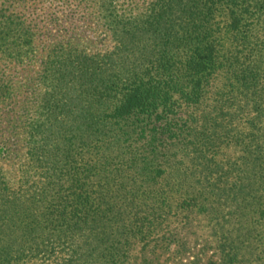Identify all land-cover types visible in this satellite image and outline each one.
<instances>
[{"label":"trees","instance_id":"1","mask_svg":"<svg viewBox=\"0 0 264 264\" xmlns=\"http://www.w3.org/2000/svg\"><path fill=\"white\" fill-rule=\"evenodd\" d=\"M43 2L52 10L60 4L65 13L71 6L92 10L103 34L115 40L113 49L92 55L63 40L49 48L27 84L18 80V67L36 56L35 19L48 16ZM124 5L0 0V117L18 90L9 126L23 133L25 157L35 162L53 148L65 150L63 164H70L73 150L60 145L66 133L73 135L70 113L82 136L80 171L63 206L36 212L0 180V264H11L12 249L19 254L29 240L43 245L33 247V257L48 254L61 264H129L134 244L169 231L179 212L198 200L218 205L221 199L230 211L217 223L219 264H264V166L245 175L250 183L242 175L230 193L224 185L230 172L216 161L224 143L244 140L251 147L264 140V0H151L136 11ZM49 16L58 22L56 12ZM130 46L144 55V69L127 70ZM241 122L246 132H232L230 125ZM2 140L1 158L9 155ZM244 206H254L245 220ZM14 232L10 249L6 240ZM249 241L254 259L246 252Z\"/></svg>","mask_w":264,"mask_h":264},{"label":"rangeland","instance_id":"2","mask_svg":"<svg viewBox=\"0 0 264 264\" xmlns=\"http://www.w3.org/2000/svg\"><path fill=\"white\" fill-rule=\"evenodd\" d=\"M149 1L151 0H129L132 3L128 5V0H125L124 6L132 11H136L139 7L142 10L149 8ZM42 5L44 7L42 8V12H46L48 16H44L40 21L35 19L34 25L36 26L35 30H37V38L35 40L37 48L36 56L27 66L18 67V80H22L23 83L27 84L29 79L34 77L40 67L42 58H44L49 48L53 44L63 40H72L79 47L86 48L85 50L92 55L97 54L101 56L105 53V50L111 51L113 49L115 40L110 35L103 34L102 26L99 25L97 19L93 18L91 14L92 10L87 11L79 6L77 8L76 6H71V10L65 13L64 8L60 4L55 10L49 9L46 6L47 2H43ZM42 5H37V11H40ZM53 12L58 14V22H53V19L50 18L49 15ZM223 35V41H227V35ZM130 49L123 58V61L127 63V70L132 66H141L144 69L147 64L146 59H143L144 55L141 56L142 54L131 46ZM145 53L150 54L148 51ZM261 66L262 70H264V57H262ZM20 100V92L18 93L17 90V94L13 100H10L8 104L4 102L6 104L4 112L7 110V115L5 114L4 117H0V142L3 141V137H6L4 142L9 148V155L0 157L1 186L8 194L18 193L22 195L25 201L24 204L31 205L36 209V212L49 204L57 203L63 206L73 195L71 194L72 189L70 187L76 179L77 175L75 173L80 171L77 168L79 160H81L78 144L81 142L82 136L74 128V125L78 123L76 118L73 121L75 113H70V116H67L66 122V124L72 122L73 135H68L70 133L68 132L65 135L67 138L64 137L60 140L61 146H70L73 150L72 157L70 156L72 158L70 164L67 166L65 163L63 164L67 159V154L64 155L66 153L65 150L64 154H60V152L55 151L53 148H50L51 153L47 158L45 157L41 162H35L34 159H26L25 157L26 148L24 146L23 133L9 126V121L13 122L15 118L13 113L19 109L16 102ZM65 104V108H71L70 103L67 102ZM2 119L5 120L3 124H1ZM243 122L237 123V125L234 123L233 126L230 125V128L235 127L232 132H246L247 127L244 126ZM245 125H247L246 122ZM3 127H6V129L4 130ZM258 134L261 135L260 132ZM241 141L224 143L217 150L216 161L221 163L222 165L218 164L223 168L227 167L230 172L224 183L230 193H232L231 188L234 187V183H238V179L241 181L242 175L245 178L246 174L253 173L249 171L257 169L259 167L258 164H262V167L264 166V140H261V146H257L255 140H252L249 144L251 147L246 146L244 140ZM57 142L59 141H55L54 143ZM259 149H261L262 153L261 156L257 157ZM254 156L257 159L253 160ZM62 158L64 159L61 162ZM233 161L237 169L235 171H233ZM216 170L220 171L221 169ZM79 173L81 175V172ZM192 181L191 179V183ZM251 181L245 178L244 183L247 184ZM217 203L218 205H215L211 202L198 200L196 206L192 207V210H186L183 213L184 216L179 212V215L176 217L177 220L169 231L151 236V240L148 242L142 241L141 243L134 244L129 256V264H219L221 254L218 243L221 239L222 229L220 230L221 226L219 224L217 226V223L221 222L219 221L220 216L222 217L224 213L227 215V212L230 211V206H225L226 204L223 199ZM253 207L244 206V220L251 213ZM228 224L223 223L222 225L226 229L231 228ZM17 237L18 233L14 232L9 239L11 241L6 240L9 242L10 249H12V245ZM250 242L252 241H249L248 247H246L248 256L251 251L253 252V248L251 247L250 249ZM253 245L255 246V243ZM25 246H27L26 249L17 251L19 254L15 253L14 249H12L13 258L11 264H61L59 263L60 259H48V254L39 253L37 257L32 256L33 253H36L37 249L35 250V248H38V250L43 248L42 243L35 244L29 240L24 243ZM13 248H15V244ZM60 257L62 260V256ZM249 257L254 259V256Z\"/></svg>","mask_w":264,"mask_h":264}]
</instances>
